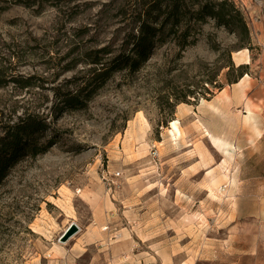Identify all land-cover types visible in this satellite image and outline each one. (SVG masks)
<instances>
[{
	"label": "rangeland",
	"instance_id": "1",
	"mask_svg": "<svg viewBox=\"0 0 264 264\" xmlns=\"http://www.w3.org/2000/svg\"><path fill=\"white\" fill-rule=\"evenodd\" d=\"M233 1L249 49L209 21L91 89L132 32L129 0H0V136L35 114L53 142L0 185V264H264V0Z\"/></svg>",
	"mask_w": 264,
	"mask_h": 264
},
{
	"label": "trees",
	"instance_id": "2",
	"mask_svg": "<svg viewBox=\"0 0 264 264\" xmlns=\"http://www.w3.org/2000/svg\"><path fill=\"white\" fill-rule=\"evenodd\" d=\"M121 13L131 21L132 32L127 34L122 49L112 59L93 61L101 65V69L92 76L90 82L94 87L91 89L101 87L117 71H138L154 49L168 39L180 48L193 45L209 21L236 36L242 42L241 47L249 49L247 23L233 0H129ZM229 69L237 72L234 82L246 74L243 64L237 67L231 64ZM83 90L75 95L69 92L61 94V105L71 107L83 103V99L93 91ZM47 127L44 120L35 114H26L6 126L0 136V185L16 162L34 159L52 147V140L45 137Z\"/></svg>",
	"mask_w": 264,
	"mask_h": 264
},
{
	"label": "bare ground",
	"instance_id": "3",
	"mask_svg": "<svg viewBox=\"0 0 264 264\" xmlns=\"http://www.w3.org/2000/svg\"><path fill=\"white\" fill-rule=\"evenodd\" d=\"M235 57H234V59L237 61V62H239V61H241L242 59H241V57H242V55L243 56H245V62L247 63L248 62V57H247V55H246V50H243V51H238V52H236L235 54ZM246 77V76H245ZM242 79V78H241ZM223 100H227L228 99V97H227V95L224 93V95H223V98H222ZM177 120H172V121H170V126H169V130H168V133L171 135V137L172 138H175V137H179L180 136V130H179V127L177 126ZM201 126V125H200ZM201 129L203 130V133H204V136L206 137V138H210L211 140H213V142L215 141V140H218V139H213V136L210 134V132L207 130V129H205V127H202L201 126ZM227 146L226 144H222V146Z\"/></svg>",
	"mask_w": 264,
	"mask_h": 264
},
{
	"label": "water",
	"instance_id": "4",
	"mask_svg": "<svg viewBox=\"0 0 264 264\" xmlns=\"http://www.w3.org/2000/svg\"><path fill=\"white\" fill-rule=\"evenodd\" d=\"M80 231L79 226L71 222L69 226L65 229V231L59 236L58 243L64 244L66 243L71 237L76 235Z\"/></svg>",
	"mask_w": 264,
	"mask_h": 264
},
{
	"label": "crops",
	"instance_id": "5",
	"mask_svg": "<svg viewBox=\"0 0 264 264\" xmlns=\"http://www.w3.org/2000/svg\"><path fill=\"white\" fill-rule=\"evenodd\" d=\"M90 237H94L95 236V233L94 232H92V234H90L89 235ZM87 245H89V244H85V245H83L82 246V248H86V246ZM59 249V248H58ZM85 251V250H84ZM84 251L83 252H78L79 254V256H81L83 253H84ZM118 259L119 258H114V257H111V258H109L108 260H106V258H103V257H97V258H95V260H93V262H91V264H117L118 262ZM106 261V262H105Z\"/></svg>",
	"mask_w": 264,
	"mask_h": 264
},
{
	"label": "clouds",
	"instance_id": "6",
	"mask_svg": "<svg viewBox=\"0 0 264 264\" xmlns=\"http://www.w3.org/2000/svg\"><path fill=\"white\" fill-rule=\"evenodd\" d=\"M208 55H209V56H211V55H212L210 51H209Z\"/></svg>",
	"mask_w": 264,
	"mask_h": 264
}]
</instances>
